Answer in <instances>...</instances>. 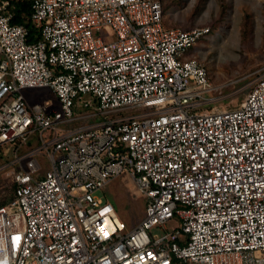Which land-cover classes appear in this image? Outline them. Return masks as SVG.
I'll return each mask as SVG.
<instances>
[{
    "label": "built area",
    "instance_id": "1",
    "mask_svg": "<svg viewBox=\"0 0 264 264\" xmlns=\"http://www.w3.org/2000/svg\"><path fill=\"white\" fill-rule=\"evenodd\" d=\"M11 1L0 0V171L12 185L0 264H264V72L237 107L204 110L206 69L181 56L207 27H164L158 0H29L28 42ZM120 174L144 197L130 226L95 194Z\"/></svg>",
    "mask_w": 264,
    "mask_h": 264
},
{
    "label": "rangeland",
    "instance_id": "2",
    "mask_svg": "<svg viewBox=\"0 0 264 264\" xmlns=\"http://www.w3.org/2000/svg\"><path fill=\"white\" fill-rule=\"evenodd\" d=\"M162 9L164 27L189 29L193 26L208 28V34L200 38L181 56L193 57L206 69L211 89L204 110L235 108L240 103L252 81L264 72V0H158ZM101 38L113 37L111 32L97 31ZM25 97L31 102L49 100V108H56L53 95L45 89H26ZM135 107L112 113L85 117L77 123H88L102 117L130 115L142 111ZM11 153L9 144L0 148V164ZM41 169L46 162L41 156ZM9 179L5 170L0 171V200L10 195ZM96 196L111 203L128 226L139 221L143 214L144 197L134 188L125 175L111 179L95 192ZM165 226H176L168 220ZM151 231L161 233L160 228Z\"/></svg>",
    "mask_w": 264,
    "mask_h": 264
},
{
    "label": "trees",
    "instance_id": "3",
    "mask_svg": "<svg viewBox=\"0 0 264 264\" xmlns=\"http://www.w3.org/2000/svg\"><path fill=\"white\" fill-rule=\"evenodd\" d=\"M11 2L14 5V10L10 22L24 25L27 30L26 41L28 42L34 41L38 37V31L37 28L32 24V22L29 19V13H30L29 0H15ZM8 185L11 192L12 185L10 183H8ZM9 197L10 195L5 199L0 200V205L4 204L6 199ZM119 218L123 220V218H121L120 216ZM174 264H183V263L175 262Z\"/></svg>",
    "mask_w": 264,
    "mask_h": 264
},
{
    "label": "crops",
    "instance_id": "4",
    "mask_svg": "<svg viewBox=\"0 0 264 264\" xmlns=\"http://www.w3.org/2000/svg\"><path fill=\"white\" fill-rule=\"evenodd\" d=\"M24 95H25V93H24ZM26 100H27V98H26ZM27 101H28V102H31L30 100H27ZM4 160H5V158L2 159V162H3ZM11 193H12V190H11V192H10V196H11ZM7 199H8V198H7ZM7 199H6V200H7Z\"/></svg>",
    "mask_w": 264,
    "mask_h": 264
}]
</instances>
